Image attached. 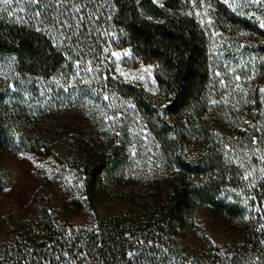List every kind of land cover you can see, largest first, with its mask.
<instances>
[{"label": "trees", "instance_id": "obj_1", "mask_svg": "<svg viewBox=\"0 0 264 264\" xmlns=\"http://www.w3.org/2000/svg\"><path fill=\"white\" fill-rule=\"evenodd\" d=\"M222 9L228 23L264 36L259 21ZM210 39L186 0L0 2V62L11 59L19 75L12 88L0 92V190L13 182L10 157L25 153L59 160L61 151L53 144L58 134L43 133L41 115H80L84 96L70 84L77 64L96 60L112 47L127 48L158 65L160 100L143 86L114 81L110 75L106 83L139 115L169 187L165 197L149 193L148 183H136L129 173L128 143L108 147L102 136L91 140L84 134L79 149L60 153L77 164L81 194L57 211L45 205L37 218L21 224V242L28 249L20 251L21 261L264 264V210L248 213L256 198L264 204V181L250 189L254 197L247 202L242 186L227 171L224 154L211 147L203 155L190 149L197 139L215 144ZM258 48L264 54V46ZM43 81L51 93L32 100L28 84L33 89ZM207 209L236 230L228 243L232 254L224 257L200 248L198 237L210 244L198 232ZM72 218L82 219L83 225L70 231Z\"/></svg>", "mask_w": 264, "mask_h": 264}, {"label": "rangeland", "instance_id": "obj_2", "mask_svg": "<svg viewBox=\"0 0 264 264\" xmlns=\"http://www.w3.org/2000/svg\"><path fill=\"white\" fill-rule=\"evenodd\" d=\"M186 5L211 38V117L216 136L214 145L197 139L190 149L203 155L211 147L224 154L223 160L229 167L227 171L242 186V198L250 202L254 197L250 189L264 181V92L261 91L264 89V54L258 48L260 44L264 46V36L258 32H244L228 23L222 7H226L230 15H245L253 23L259 21L261 27L264 24V0H186ZM261 29L264 31V27ZM112 53H118L120 58ZM77 65L70 84L77 94L83 93L82 112L67 117L42 113L43 133L53 136L50 132L55 131L58 135L53 136L54 149L64 153L67 148L79 149L84 134L91 140L97 135L102 136L108 147L128 143L132 151L129 173L133 180L138 184L148 183L149 193L165 197L169 187L164 169L155 164L149 134L132 105L111 91L106 83L107 75H110L114 81L141 85L158 97L157 63L141 60L127 48L112 47L105 49L100 58ZM89 68L92 71H88ZM18 78L11 59L0 62V92L12 88ZM32 85L28 84L32 100L43 97L45 92L51 93L46 81L35 83L33 89ZM61 152L59 160L25 153L10 157L8 163L13 182L0 190V264H27L26 260H20V251L28 250L24 248L25 242H21V224L37 218V212L43 206L46 205L49 211H57L81 194L78 166ZM255 201L256 205L251 206L248 213L259 214L264 210V204L260 206L257 198ZM203 213L205 219L198 232L199 236L205 235L210 244L205 237H198L200 248L224 257L232 254L233 249L228 243L232 239L231 233L235 234L236 230L217 220L211 209ZM82 225V219L68 221L70 231ZM29 248L33 253L34 247Z\"/></svg>", "mask_w": 264, "mask_h": 264}, {"label": "snow or ice", "instance_id": "obj_3", "mask_svg": "<svg viewBox=\"0 0 264 264\" xmlns=\"http://www.w3.org/2000/svg\"><path fill=\"white\" fill-rule=\"evenodd\" d=\"M0 2H2V3H4V4H11V3L13 2V0H0ZM32 2L35 3V4H37V5H39L40 2H41V0H32ZM21 11H23V9H21ZM76 11L79 12L80 9H76ZM35 16L39 17V16H40V12H39V11H36ZM261 27H264V24H262ZM112 55L115 56L117 59L120 58V56H119L118 53H112ZM125 55H127V53H125ZM78 67H79V65H78ZM88 71H92V69L89 68ZM145 71H150V70L146 69ZM78 74H79V73H78ZM141 78H143V77H141ZM237 79H239V78L237 77ZM261 91L264 92V89H262ZM104 99L107 100L108 97H104ZM246 178H247V177H246Z\"/></svg>", "mask_w": 264, "mask_h": 264}]
</instances>
